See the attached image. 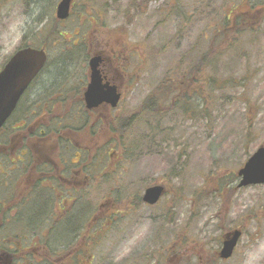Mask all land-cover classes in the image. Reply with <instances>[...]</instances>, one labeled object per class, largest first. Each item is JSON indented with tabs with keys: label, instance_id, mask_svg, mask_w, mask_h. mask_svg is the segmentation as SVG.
I'll use <instances>...</instances> for the list:
<instances>
[{
	"label": "rangeland",
	"instance_id": "obj_1",
	"mask_svg": "<svg viewBox=\"0 0 264 264\" xmlns=\"http://www.w3.org/2000/svg\"><path fill=\"white\" fill-rule=\"evenodd\" d=\"M134 1L76 0L70 17L57 22L60 0H0L5 46L0 69L25 43L47 46L49 60L30 94L55 99L49 101L55 107L52 117L63 108L57 104L75 106L72 115L77 118L72 120L69 113L68 122L83 132L89 59L106 42L124 53L121 61L127 77L118 106L103 122L91 119L96 123L94 135L91 129L84 132L85 137H94L86 143L92 150H83L93 174L87 188L79 190L84 199L79 215H85L88 201L93 248L90 256L82 252L78 260L80 264H204L206 260L210 264L213 259L218 264H264V184L239 187L237 174L264 144V0H138L140 11L128 16L126 9ZM235 7L236 14L258 11L247 17V23L259 25L239 40L238 62L232 64L225 56L221 65L213 61L205 69L199 58L213 44L212 37L225 29V11L232 14ZM213 52L217 55L216 49ZM226 62L236 68H225ZM192 70L197 71L192 84L196 91L187 112L178 102L175 113L166 112L171 101L166 100L159 115L141 116L146 97L166 75L190 76L187 72ZM244 75L247 80L242 83L239 78ZM208 77L216 78V83ZM231 77L232 82L224 81ZM201 89L204 93L199 96ZM127 114L132 125L122 136L120 129L115 130L116 121ZM51 120L57 129L60 120ZM147 124L159 133L154 141L137 147L148 133ZM126 144L132 147L126 150ZM155 184H164L166 191L149 205L143 196ZM235 228H242L243 235L233 255L223 260L217 252L225 234Z\"/></svg>",
	"mask_w": 264,
	"mask_h": 264
},
{
	"label": "flooded vegetation",
	"instance_id": "obj_2",
	"mask_svg": "<svg viewBox=\"0 0 264 264\" xmlns=\"http://www.w3.org/2000/svg\"><path fill=\"white\" fill-rule=\"evenodd\" d=\"M75 3L73 0L71 14ZM131 12L137 10L132 8ZM3 33L0 30V56L5 48ZM26 47L34 46L25 43L11 57ZM100 47L93 56L102 58L98 66L102 83L116 86L122 95L127 77L121 61L124 53L109 42ZM40 49L49 53L47 46ZM41 74L31 82L0 128V264H80L79 254L87 252L90 256L93 248L89 240V216L93 212L88 201L85 215H79L80 203L84 202L79 190L87 188L93 174L91 161L89 157L83 160L82 150H92L86 143L94 138L96 123L106 120L113 107L105 102L92 109L85 106L88 115L84 132H92L85 137L87 133L68 122L69 113L72 120L77 118L72 115L75 106L57 104L63 108L52 117L48 112L55 107L48 104L47 96L35 93L37 98H32L31 89ZM90 81L91 72L87 87ZM48 116L60 120L57 129L51 127L55 124L48 121ZM84 236L87 244L82 247Z\"/></svg>",
	"mask_w": 264,
	"mask_h": 264
},
{
	"label": "water",
	"instance_id": "obj_3",
	"mask_svg": "<svg viewBox=\"0 0 264 264\" xmlns=\"http://www.w3.org/2000/svg\"><path fill=\"white\" fill-rule=\"evenodd\" d=\"M73 0H61L57 6V18L67 19L70 16ZM47 52L44 49L26 47L17 51L0 71V128L15 109L19 99L31 82L42 71L47 62ZM102 58L93 56L89 61L91 81L84 93V101L88 109L101 103L116 107L121 99V93L116 86L103 85L98 66ZM239 187L264 184V145L260 146L238 170ZM166 187L163 184L149 186L143 196L144 202L154 205L164 195ZM240 228L228 232L220 250L222 259H228L242 236Z\"/></svg>",
	"mask_w": 264,
	"mask_h": 264
},
{
	"label": "trees",
	"instance_id": "obj_4",
	"mask_svg": "<svg viewBox=\"0 0 264 264\" xmlns=\"http://www.w3.org/2000/svg\"><path fill=\"white\" fill-rule=\"evenodd\" d=\"M148 1V0H147ZM235 6V5H234ZM135 8L138 11H140V5L139 1L135 0L128 8L127 15L129 16L131 12V9ZM235 11L233 10L232 14H229V10H226L224 15H223V30H219L218 36H213L211 39V43H213L209 50L206 52V54H203L201 58H199L201 64L200 66L205 67V69L211 68L213 65V61H218L219 65H221V58H224L225 56H229L231 60L230 63L235 62L239 60L240 53L238 51V42L241 39V37L251 34L254 31H256V27L259 24L255 25L251 23H247V17H251L253 15H256L258 11H251V12H246V13H238L236 14L235 12L237 11V8H234ZM225 19V20H224ZM250 26H254L250 28ZM220 36V39H217V37ZM216 43V44H215ZM215 49L217 50V55L215 52ZM203 63V64H202ZM233 64V63H232ZM224 67L230 68V69H235L236 67L231 66L228 62L225 63ZM203 69V68H202ZM195 70V69H194ZM192 70V72H187V74H190V76H187L185 73L177 72L175 74V77H171L170 75H166L165 78L162 80L160 85L154 90L148 97H146L143 106H142V113L141 116H144L145 114L148 115H153L157 116L160 113H162L163 108L161 105L163 102L166 100H171L168 104V109H165V111H170L175 113L178 110V104H182L181 107H183V112H187L189 110V107L187 106L188 101H190V96L193 94V87L192 84L196 81V73L197 71ZM201 68H199V72ZM201 72L199 74L198 81L199 83L202 81V78L200 77ZM209 78V77H208ZM235 79V77L231 78H224L225 82H232ZM195 80V81H194ZM239 80H242V83L247 80V77L244 75L239 78ZM209 81L216 83V78H209ZM196 91V89L194 90ZM187 93V96H183ZM201 93V94H199ZM203 89H201V92H198L199 96H202ZM62 97V96H59ZM55 99L48 97L47 101L48 104L50 103L49 101H54ZM66 105V104H64ZM203 109V107L201 108ZM53 110L49 111L48 114L52 113ZM53 115L50 114L49 116ZM48 116V117H49ZM129 118V119H128ZM48 121H51V117L48 118ZM131 119L127 115L122 116L120 119L116 121L117 127H115V130L117 129L121 130L122 136L127 134L129 128H131ZM148 123V122H146ZM115 124V125H116ZM147 129L148 133L144 134L143 137L139 139L137 142V147L138 146H145L148 144V141L151 142V140L154 141V138L157 133H159L158 128L154 125L151 126V124H147ZM135 145V144H134ZM132 145L128 146L126 144V150L127 148H131ZM85 150V149H84ZM83 152V150H82ZM88 152V151H87ZM231 187V186H230ZM226 189V188H225ZM224 191V190H223ZM207 262V260L204 262V264ZM210 264H218V262L211 261Z\"/></svg>",
	"mask_w": 264,
	"mask_h": 264
}]
</instances>
